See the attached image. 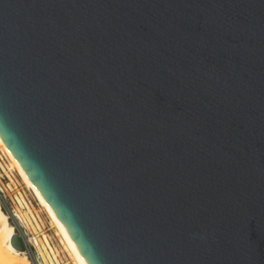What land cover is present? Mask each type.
I'll return each instance as SVG.
<instances>
[{"label": "water", "instance_id": "1", "mask_svg": "<svg viewBox=\"0 0 264 264\" xmlns=\"http://www.w3.org/2000/svg\"><path fill=\"white\" fill-rule=\"evenodd\" d=\"M0 142L83 264H264V0H0Z\"/></svg>", "mask_w": 264, "mask_h": 264}, {"label": "bare ground", "instance_id": "2", "mask_svg": "<svg viewBox=\"0 0 264 264\" xmlns=\"http://www.w3.org/2000/svg\"><path fill=\"white\" fill-rule=\"evenodd\" d=\"M0 151L7 158L8 162H9L8 165H6V166L4 164H2V162H1V167L8 173L11 180H13V179L10 175L11 174L10 170H15L17 172V174L19 175V177L21 178L22 182L25 184V186L28 187L29 189H31L36 200H38L37 202H39L38 204H40L43 207L46 215L50 219L51 224L55 228V231L60 238V243L63 247L62 250L68 255V257L70 258V262L72 264H83V261H82V258H81L79 251L77 250V248L75 247V245L73 244V242L71 241L69 236L66 234V232L64 231V229L62 228V226L60 225V223L58 222V220L56 219V217L54 216V214L52 213V211L48 207L47 203L45 202V200L43 199V197L39 193V191L34 187V185L31 183V181L29 180L27 175L24 173V171L17 164V162L14 160V158L10 155V153L7 151V149L3 146V144L1 142H0ZM1 158H2V156H1ZM13 185H15V183ZM15 198L17 200V205H16V209L14 210V215L17 216V218L20 220V222L22 224H24L29 230H31L32 232L35 233L33 245L36 247L38 255L42 259L43 263L44 264H51L53 261L52 258H54L55 260L58 261V259H60L58 257H61V253L58 249H57L58 250L57 251L56 249H54L55 247L53 248L51 246V244L47 238V235L41 231L40 224L38 223V221L34 215V208L27 205L26 201L24 200V198L20 192H18V195H16ZM37 207H38V205H37ZM10 221L11 220H9V216H8L7 212L5 211L4 207L2 206L1 200H0V264H31L29 257L27 256V253L16 250L12 245L11 241H12V237H13L14 233L16 232V228ZM29 230H28V233H29Z\"/></svg>", "mask_w": 264, "mask_h": 264}, {"label": "rangeland", "instance_id": "3", "mask_svg": "<svg viewBox=\"0 0 264 264\" xmlns=\"http://www.w3.org/2000/svg\"><path fill=\"white\" fill-rule=\"evenodd\" d=\"M1 156H2V158H1ZM1 162L5 166L8 165V163H9L7 158L0 151V182H1L0 183V185H1L0 186V200H1V204L4 207L5 211L7 212L8 216H9V220H11L10 222L15 226L16 231L21 234L22 238L24 239V241L26 243V247H27L26 253H27V256L29 257V260H30L31 264H35V263L36 264H44V263H43L42 259L40 258V256L38 255L36 247L33 245L34 244L35 233L32 232L31 230H29L24 224H22L20 222V220L17 218V216L14 215V210L16 209V205H17V200H16L15 197H16V195H18V192H20L22 194V196H23L24 200L26 201L27 205H29L30 207L34 208L35 218L37 219L38 223L40 224L41 231L44 234L47 235V238H48L51 246L53 248L55 247L54 249H56V250L58 249L60 251V253H61V257H58V258H60V259H58V261L55 260L54 258H52V260H53L52 263L53 264H56V263L57 264H72L70 262V258L68 257V255L62 250L63 247H62V245L60 243V238L57 235V233L55 231V228L51 224L50 219L46 215L43 207L40 204H38L39 202H37L38 200H36V198H35L33 192L31 191V189H29L28 187L25 186V184L22 182L21 178L19 177V175L17 174V172L15 170H10L11 174L10 173L9 174L11 175V177L13 179V180H11L10 176L8 175V173L1 167ZM11 182L13 184L15 183V185H13ZM36 204L38 205V207H37ZM28 230H29V233H28Z\"/></svg>", "mask_w": 264, "mask_h": 264}]
</instances>
